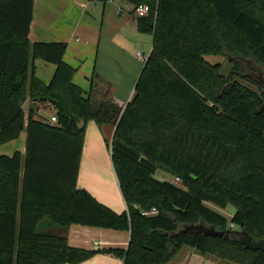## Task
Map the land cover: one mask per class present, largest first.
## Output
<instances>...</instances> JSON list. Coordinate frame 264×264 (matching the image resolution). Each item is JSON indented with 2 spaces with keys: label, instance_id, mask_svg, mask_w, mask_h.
I'll use <instances>...</instances> for the list:
<instances>
[{
  "label": "trees",
  "instance_id": "trees-1",
  "mask_svg": "<svg viewBox=\"0 0 264 264\" xmlns=\"http://www.w3.org/2000/svg\"><path fill=\"white\" fill-rule=\"evenodd\" d=\"M124 1L149 6L147 16L134 18L153 40L123 109L109 85L99 88V100L93 80L89 93L74 84L67 43L29 40L35 0H0V146L27 134L24 155L0 156V264L89 260L95 251L68 244L73 224L130 232L127 249L107 250L123 264H167L183 247L232 264H264V253L246 249L230 228L264 240V92L248 85L234 61L264 69V0ZM208 56L229 57L232 76ZM38 59L56 67L48 85L36 77ZM38 104L53 108L57 124L43 121ZM89 120L115 128L109 148L126 204L120 215L77 187ZM230 205L229 222L217 208ZM153 208L157 215H143ZM201 220L232 233L184 231ZM53 227L61 233L46 232Z\"/></svg>",
  "mask_w": 264,
  "mask_h": 264
},
{
  "label": "crops",
  "instance_id": "crops-1",
  "mask_svg": "<svg viewBox=\"0 0 264 264\" xmlns=\"http://www.w3.org/2000/svg\"><path fill=\"white\" fill-rule=\"evenodd\" d=\"M125 4L126 1L123 0L119 3L93 2L92 0H35L33 21L29 34V40L32 43H67L68 48L64 60L67 64L76 69L73 78L74 84L84 90V88H87L86 86L90 83L89 92L91 91L92 80L96 84H102V86L104 84L109 85L112 99L123 109L133 98L134 92L128 103H125L126 101H122L118 89H116V91L113 90L112 92V85L102 78V76H105L104 71L100 70L99 73L98 71L96 72V58L99 56L101 60L102 57V42L100 43L99 41V35L93 23V15L95 14L99 16L100 14L104 24H106V19L108 17L111 19L114 14L116 16V22H124V26L128 27V33L143 34L139 32L137 21L131 11L126 10L125 12L128 14L123 11L125 6H130L129 4ZM114 40L115 39H113V42ZM98 46L99 51H96ZM108 48L109 44L105 45L103 54L107 55ZM34 66L36 77L45 85H48L55 73V65L38 59L35 60ZM84 79H88L89 83H85ZM84 92L89 93L85 90ZM31 104L32 102L28 100L24 105L26 118H28V111ZM38 105L39 108L42 106L40 104ZM39 113L46 114L43 109H40ZM103 127L101 135L95 122H90L85 134V140L89 146L91 145L92 140H103V135L106 140L111 138L113 135V128H107V125ZM26 140L27 134L26 132H23L17 140L0 146V156L11 157L17 151L24 155L26 151ZM84 161H86L85 164ZM97 165L98 161L96 156L90 152L87 153L83 163L81 162L80 165L78 183L80 184L81 189L88 190L97 201L110 208L112 207L115 211L119 212L118 208H121V201L118 196L119 193L115 194V189L111 191L109 186L105 185L103 176L98 172L99 169ZM86 176L87 178L90 177L89 179H93L91 185L84 183ZM107 178L108 184L110 183L115 188L116 182L113 173H111L110 170L107 173ZM114 198L116 200H114ZM67 238L68 244L72 248L96 252L92 258L81 264H121V261L115 259V255L107 253V250L127 249L130 242V232L73 224L69 227ZM167 264L232 263L220 261L209 255L203 256L192 248L183 247Z\"/></svg>",
  "mask_w": 264,
  "mask_h": 264
},
{
  "label": "rangeland",
  "instance_id": "rangeland-1",
  "mask_svg": "<svg viewBox=\"0 0 264 264\" xmlns=\"http://www.w3.org/2000/svg\"><path fill=\"white\" fill-rule=\"evenodd\" d=\"M124 1V0H123ZM119 3L121 0H109L108 3ZM129 3L126 2L125 5H128ZM131 5V4H129ZM125 9V7H124ZM123 11L125 12L126 9ZM128 14L127 12H125ZM93 23L97 29V33L99 35V41L102 42V57L100 60V57L97 56L96 58V72L101 70L104 71L105 76H102V78L105 79L106 82H109L112 85V92L113 90L116 91L118 89L119 95L122 99V101H126L125 103H128V101L132 98V94L135 91V87L137 84V81L143 71L144 68V61H142L141 56L143 58H148L152 51V36L148 34H139L135 33L132 34L131 32L128 33L127 29L128 27L124 26V22H116V16L113 14V17L110 19L109 17L106 19V24H104V21L102 19V16L93 15ZM113 39L114 42H113ZM114 43V44H113ZM109 44L107 55L103 54V49L105 45ZM97 48V47H96ZM96 51H99V46ZM98 55V52H97ZM99 58V59H98ZM210 63L212 64H220L222 66V73L227 77L230 78L232 76V72L234 69V63H232L231 59L227 56H208L206 58ZM236 61L240 66L241 69L239 72L244 73V75L248 76L254 84H248L252 88L258 90V86L261 87L262 92H264V69L256 65L252 61H247L243 59L234 60ZM85 83L88 82V79H84ZM87 85V84H86ZM89 86L90 83L86 86L87 88H84L86 92H89ZM97 91H96V99H101V97L98 95L100 92H102L103 88L102 84H97ZM101 88V90L99 89ZM82 89V88H81ZM83 90V89H82ZM83 90V91H84ZM40 109H43L44 112L48 115L52 114V107L46 105L40 106ZM90 122H95V124L98 126L99 133L102 135V128L103 126L107 125V128H113V135L110 139H107L102 136L103 140H92L91 145L86 142L84 138V144H83V153H82V159L81 162L83 163V160L87 153H92L96 156L98 161V169L99 174L103 176V180L105 181V185L109 186V189L113 191L115 194L119 193V198L121 201V208H118V211H115V209L112 210L116 214H122L126 210V204L123 199L119 184L117 182L113 166H112V158L110 153L109 146L112 143V139L114 136L115 128L112 125H99L94 120H89L87 123L82 124V126L85 127V134L88 129V125ZM112 130V129H111ZM104 133V131H103ZM86 161H84L85 164ZM111 168V169H110ZM111 171L113 173L116 185L115 188L108 182L107 173L108 171ZM83 174V171H82ZM160 180H166L170 182L175 183V179H173L171 176L164 175L162 173L157 174L156 176ZM90 177L84 179V183H87V185H91L93 183V179H89ZM78 189H81L80 184H77ZM89 192L88 190H86ZM114 200H116L114 198ZM217 211L223 215L229 222L232 219V215L234 213V207L228 206L226 209H218ZM46 224H48L47 221L42 222L39 226V230L43 228H47ZM203 225L207 228L214 227L210 224L205 223L204 221H199L194 226ZM188 227V226H187ZM186 227V228H187ZM185 228V229H186ZM215 228V227H214ZM235 232L242 231L239 226H236L234 228ZM46 232L48 233H54V234H60L61 229L58 227H53L51 229H48ZM241 238V236L239 237ZM115 259L121 261V264H123V260L119 258L118 256H115Z\"/></svg>",
  "mask_w": 264,
  "mask_h": 264
},
{
  "label": "water",
  "instance_id": "water-1",
  "mask_svg": "<svg viewBox=\"0 0 264 264\" xmlns=\"http://www.w3.org/2000/svg\"><path fill=\"white\" fill-rule=\"evenodd\" d=\"M46 117H49L48 114H44ZM185 232H199L203 233L207 236L214 237V238H225L228 239V237L231 235L232 231L228 230L226 232L218 231L214 227L207 228L203 225L199 226H188L185 230ZM241 238L240 243L248 250L253 252H263L264 253V240H256L253 239L246 231H238L237 232Z\"/></svg>",
  "mask_w": 264,
  "mask_h": 264
},
{
  "label": "built area",
  "instance_id": "built-area-1",
  "mask_svg": "<svg viewBox=\"0 0 264 264\" xmlns=\"http://www.w3.org/2000/svg\"><path fill=\"white\" fill-rule=\"evenodd\" d=\"M93 2H98L99 0H92ZM125 9L126 10H130L131 13H133L134 17H145L149 14L150 12V9H149V6L147 5H140V6H134V5H130V6H125ZM141 59L142 61L146 62L147 58H143L141 56ZM39 115L43 116L44 117V122L45 123H49V124H57L58 122V119L55 115H51L49 117H46L44 115V113H39ZM175 184H180V180L179 179H175ZM158 214V211L157 209L153 208L151 211H147V212H143V215L144 216H153V215H157ZM230 228L231 229H234L235 228V225L231 224L230 225Z\"/></svg>",
  "mask_w": 264,
  "mask_h": 264
}]
</instances>
